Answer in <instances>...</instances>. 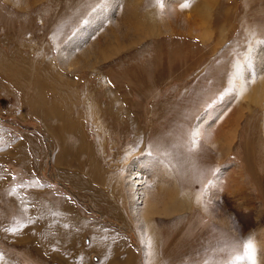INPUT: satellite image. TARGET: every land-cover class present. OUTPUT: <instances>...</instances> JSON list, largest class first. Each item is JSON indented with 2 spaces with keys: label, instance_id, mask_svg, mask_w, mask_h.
Returning <instances> with one entry per match:
<instances>
[{
  "label": "rangeland",
  "instance_id": "1",
  "mask_svg": "<svg viewBox=\"0 0 264 264\" xmlns=\"http://www.w3.org/2000/svg\"><path fill=\"white\" fill-rule=\"evenodd\" d=\"M263 84L264 0H0V264H264Z\"/></svg>",
  "mask_w": 264,
  "mask_h": 264
},
{
  "label": "bare ground",
  "instance_id": "2",
  "mask_svg": "<svg viewBox=\"0 0 264 264\" xmlns=\"http://www.w3.org/2000/svg\"><path fill=\"white\" fill-rule=\"evenodd\" d=\"M126 6V5H125ZM130 7V6H129ZM164 8H165V6H164ZM167 8H169V9H167L168 10V13H170V14H172L171 15V17H173L172 18V20H173V22H178V21H182V18H181V14L179 13V12H177V10L174 8V7H171V5L169 6V7H167ZM128 10V9H127ZM167 13V14H168ZM169 15V14H168ZM169 17L170 16H168V18L167 19H169ZM170 17V18H171ZM172 20H170V21H172ZM191 21H192V23H198V20H196L195 18L192 20L191 19ZM184 22V21H183ZM179 23V22H178ZM173 24V23H172ZM67 55V54H66ZM66 67V66H65ZM69 69V68H68ZM46 74V73H45ZM263 86H264V84H263ZM255 91V90H254ZM249 93V92H248ZM253 96V95H252ZM205 123V122H204ZM141 177H140V175L138 174V172L136 171V161H134L133 163H132V165L129 167V169H128V173H127V181L130 183V184H128V186H127V188L130 190V191H132V201L134 202V204L136 205V204H141V202L143 201H146L144 198H146L147 197V195H145V190H144V188H138L139 187V179H140ZM138 188V189H137ZM134 190H138V192L136 193H134ZM131 195V194H130ZM129 195V196H130ZM141 195H142V198H141ZM131 198V197H130ZM144 199V200H143ZM112 207V206H111ZM134 208V207H133ZM132 208V209H133ZM135 209V208H134ZM137 209V208H136ZM60 228V227H59ZM75 240V239H74ZM72 241H73V239H71L69 242H68V245H71L72 244ZM76 241V240H75ZM108 250H110V249H108ZM105 251V250H104ZM111 251V250H110ZM111 252H113V251H111ZM105 255V254H104ZM107 256V255H106ZM107 260V259H106ZM114 260H112L111 262H113ZM117 263V262H116Z\"/></svg>",
  "mask_w": 264,
  "mask_h": 264
},
{
  "label": "snow or ice",
  "instance_id": "3",
  "mask_svg": "<svg viewBox=\"0 0 264 264\" xmlns=\"http://www.w3.org/2000/svg\"><path fill=\"white\" fill-rule=\"evenodd\" d=\"M196 133L193 132V135H195ZM13 179H15V177H13ZM32 185H39V181H32L31 182ZM25 185L22 183L21 184V188H23ZM39 186H43V185H39ZM13 192L16 191L15 188L12 189ZM28 221L30 223H35V220H32L31 217H28ZM27 227V224L25 223H20L18 225L14 224V226L3 229V231L11 233L13 235L18 234L19 231H21L23 228ZM65 227H67V225H65ZM241 246L243 249V253L242 255L240 254H236L235 255V260L239 261V260H244L245 264H256V256H257V250L254 246V244L252 243L251 239L248 240H242L241 241ZM237 253L239 252L238 249L235 250ZM4 257L3 254L0 253V261H3Z\"/></svg>",
  "mask_w": 264,
  "mask_h": 264
},
{
  "label": "crops",
  "instance_id": "4",
  "mask_svg": "<svg viewBox=\"0 0 264 264\" xmlns=\"http://www.w3.org/2000/svg\"><path fill=\"white\" fill-rule=\"evenodd\" d=\"M63 150V151H62ZM60 151H62V154L64 155V149H63V146H61V150ZM86 184V183H85ZM88 185L86 184L85 185V187H87ZM91 188L89 187V189L88 190H90ZM91 191H94V190H91ZM100 195V194H99ZM98 201H96L97 203H100L101 201L100 200H103V201H105L104 199H97ZM106 202H108V201H106ZM51 211V210H50ZM47 213V212H46ZM68 215V214H67ZM50 217H51V220H53V218H52V213H51V215H49V214H47V216H46V218H47V220L49 221L50 220ZM59 218H56L55 217V220H56V223H55V227L57 226V225H59L58 226V231H62V232H64V233H68L69 232V226H68V223H63V224H59L58 222H57V220H58ZM66 220V219H65ZM65 225H67V227H65ZM52 227V226H51ZM51 227H49V229H51ZM60 227V228H59ZM50 236H53L52 234H50ZM49 240L51 241V240H54V239H52V237H50L49 238ZM55 241L57 242V243H59V242H61L62 241V237H58V235H57V237H56V239H55ZM64 246H68L67 244L66 245H64ZM62 247H63V245H62Z\"/></svg>",
  "mask_w": 264,
  "mask_h": 264
},
{
  "label": "built area",
  "instance_id": "5",
  "mask_svg": "<svg viewBox=\"0 0 264 264\" xmlns=\"http://www.w3.org/2000/svg\"><path fill=\"white\" fill-rule=\"evenodd\" d=\"M17 200H24L22 197H21V194H18V197H17ZM29 202V200H27ZM22 202V201H21ZM30 203V202H29Z\"/></svg>",
  "mask_w": 264,
  "mask_h": 264
}]
</instances>
